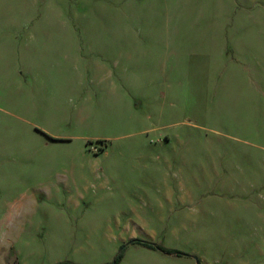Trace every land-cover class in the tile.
<instances>
[{
    "label": "rangeland",
    "instance_id": "rangeland-1",
    "mask_svg": "<svg viewBox=\"0 0 264 264\" xmlns=\"http://www.w3.org/2000/svg\"><path fill=\"white\" fill-rule=\"evenodd\" d=\"M63 259L264 264V3L0 0V264Z\"/></svg>",
    "mask_w": 264,
    "mask_h": 264
},
{
    "label": "trees",
    "instance_id": "trees-1",
    "mask_svg": "<svg viewBox=\"0 0 264 264\" xmlns=\"http://www.w3.org/2000/svg\"><path fill=\"white\" fill-rule=\"evenodd\" d=\"M116 261H117V257H116L115 262ZM49 264H79V263L73 262L72 260H69V259H63V260H58V261H55Z\"/></svg>",
    "mask_w": 264,
    "mask_h": 264
},
{
    "label": "crops",
    "instance_id": "crops-1",
    "mask_svg": "<svg viewBox=\"0 0 264 264\" xmlns=\"http://www.w3.org/2000/svg\"><path fill=\"white\" fill-rule=\"evenodd\" d=\"M260 1L261 3H264V0H257ZM256 35L258 36V32L256 33Z\"/></svg>",
    "mask_w": 264,
    "mask_h": 264
}]
</instances>
